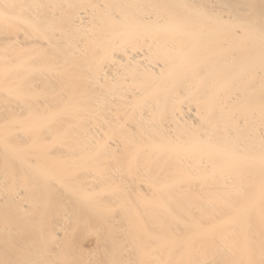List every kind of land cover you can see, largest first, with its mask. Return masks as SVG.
I'll list each match as a JSON object with an SVG mask.
<instances>
[{
	"label": "bare ground",
	"instance_id": "bare-ground-1",
	"mask_svg": "<svg viewBox=\"0 0 264 264\" xmlns=\"http://www.w3.org/2000/svg\"><path fill=\"white\" fill-rule=\"evenodd\" d=\"M0 264H264V0H0Z\"/></svg>",
	"mask_w": 264,
	"mask_h": 264
}]
</instances>
